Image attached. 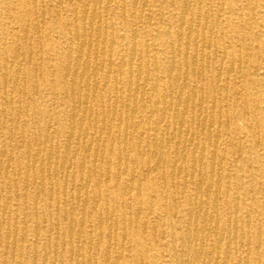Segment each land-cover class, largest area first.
Listing matches in <instances>:
<instances>
[{
  "label": "rangeland",
  "instance_id": "rangeland-1",
  "mask_svg": "<svg viewBox=\"0 0 264 264\" xmlns=\"http://www.w3.org/2000/svg\"><path fill=\"white\" fill-rule=\"evenodd\" d=\"M98 3L99 5L95 8V14L99 16L96 26H101L103 31L106 30L102 33L101 43L105 48L107 60L110 53L109 61L114 66L111 69L105 66L99 72L97 86L93 88L96 96L92 97L93 100L89 99L90 109L92 112H96L95 114H99L101 113L100 107L112 105L115 96L124 98L130 88H133L131 79L137 73H141L149 78V83L142 88L144 96L137 100L135 110L142 128L147 130L149 125L153 124L154 119L151 118L149 110L143 108V104L166 93L164 83L168 78L165 69L171 62L170 51L172 47L183 50L185 46L179 45L176 41V34L179 32L177 17L182 10L181 0H98ZM81 6L82 4L78 0H37V3L36 0H0V150H5L12 160L9 164L7 177L5 175L0 177V192L3 197H10H7L9 213L5 216L6 219L12 220V223L16 225L24 222L29 229L34 226L35 213L45 214L47 218H57L58 214L54 205L52 207L45 203L47 201L36 194L34 179L39 178V173L37 171L29 172L28 180L26 181L24 178L25 170L22 162L26 156L20 146L27 143L33 134L42 136L47 128H49L47 133L49 143L53 148L60 151L65 141L66 125L64 120L69 108L55 84L62 80L65 66L64 52L69 47L76 45L74 43L77 41L70 36L61 34V31L73 26L75 13L82 10ZM263 8L264 0H192L190 9L194 15L195 24L213 28L212 32L205 36V40H211L212 44L214 41L215 46L203 47L199 51L204 56V62L209 71L206 70L203 75L204 82L199 92H197L193 80L187 78L186 83L188 84L182 93L183 96H186L193 89L197 99L203 101L204 106L207 107L206 116L208 119L226 122L228 118L234 124L236 129L228 127L224 123L214 125L210 130H201L194 123L191 136L183 135L182 139L187 142L192 140L200 146L203 145L205 152L201 165L204 168L213 161L210 158L212 154L210 146L214 145L217 148V156L211 165L215 173L219 174L216 175L219 178L222 192L225 191V187L229 186L232 194L237 196L243 193V189L247 190L249 197L241 201L248 206L256 207L250 211L264 208V183L261 178V170L256 167V164L240 161L239 150L245 152L248 159L251 155L254 156L253 153L258 152L256 148H253L255 138L251 129L256 126L258 119L251 112L245 113L243 105L261 104L262 107L264 105L262 103L264 101V86L255 88L253 85V81L257 79H261L264 85ZM202 40L203 38L199 37L197 42ZM189 48L192 46L190 45ZM219 56H224L222 63L217 62ZM120 63H124L125 67L119 73L117 67ZM175 65L176 67L182 66L180 59H175ZM231 69L232 71L229 72ZM42 78H46L48 82L52 83H43ZM151 81L156 82L154 85H157L154 92L150 90ZM100 96L103 97L102 103L97 100ZM216 104L219 108L224 109L223 113H219V109L211 113L210 108ZM116 110L120 114L123 113L120 104L117 105ZM239 112L246 116L245 120L234 117L235 113ZM111 126L112 132H117L115 125ZM150 137L147 132L144 133L141 137L142 145L151 141ZM133 142H137V138L133 137ZM99 143L105 147L103 158L109 160L111 171L109 174L103 171L102 161L104 160L101 158L93 155L85 156L80 151L77 161L75 160L73 164L76 165L80 159H83L87 163L95 161L96 165L90 186L84 193L86 192L85 194L89 198L94 196L97 192L93 187V182L100 177L104 181L101 194L108 201V207L113 209L115 217L123 215V212L129 214L127 211L130 208H132V212L140 210L138 216L135 217L133 226L136 223L138 225L146 223L147 227L150 226L148 233L140 240L139 244H135L132 243L135 231L131 232L124 247L117 244L120 232L112 233L111 239L115 244L112 258L115 254L119 255L120 259L117 264H149V260L156 256L155 253L148 250L151 227L157 230L162 229L160 234L167 227L160 226L163 217L170 215L174 206L178 208V213L182 214L185 208V199L187 196L190 198L192 194H180L165 183L171 177L168 164L164 165L163 163L162 174L150 166L148 180L143 179L142 168L137 165L133 187L135 192L141 195V199L140 201L135 199L129 202L125 201L124 198H121V193L124 184L127 183L126 177L122 174V180L119 183L114 182L115 172L118 168L115 159L118 156L117 144L112 143L106 135L100 138ZM71 147L73 150H81L80 146H75V144H72ZM185 155L187 158L193 156L187 151ZM165 156L167 161L172 159L169 148L165 149ZM131 160L128 161L129 164ZM122 167L124 166H120V168ZM163 174L166 176L164 179L162 178ZM109 179L110 181H106ZM53 183L45 179L47 188L53 187L55 185ZM71 185H73L71 182L67 185L68 195L72 192L73 186ZM60 198L63 199V194H60ZM65 199L70 201L68 196ZM220 203L224 205L225 199L221 198ZM149 207L154 209L153 213L149 214ZM87 209L92 211L90 205L87 206ZM102 210L103 208L93 210L91 220L95 219V215L98 213H102ZM251 217L253 228L251 239L254 240L256 239L255 228H261L263 220L255 213ZM79 219L81 221V218L76 216L75 222L79 223ZM58 223L60 229L64 228L61 218L58 219ZM90 227L93 225H86L85 231L89 230L93 240L97 241L98 237ZM28 240L31 241L32 236H28ZM163 242L164 240L161 241L160 249L165 250V246H162ZM59 250L65 254L63 247H59ZM81 251H86L84 245H82ZM29 252L30 250L27 248L23 252L16 251L13 254L25 255L26 259L31 255ZM6 256L0 247V261ZM237 256L240 258L242 254L238 253ZM90 257L95 264H109L104 262L96 249L90 251ZM249 257L252 259L251 264H264V244L260 249L254 250ZM255 258H258L257 263L254 261ZM163 260L164 258L159 257L156 259L157 264H162ZM37 263L40 264V261Z\"/></svg>",
  "mask_w": 264,
  "mask_h": 264
},
{
  "label": "bare ground",
  "instance_id": "bare-ground-1",
  "mask_svg": "<svg viewBox=\"0 0 264 264\" xmlns=\"http://www.w3.org/2000/svg\"><path fill=\"white\" fill-rule=\"evenodd\" d=\"M78 1L82 4V10L79 13L76 11L73 26L61 31V34L72 37L77 43H74L76 45L69 47L64 52L65 66L62 80L55 84L69 108L64 120L66 125L64 130L65 141L60 151L53 148L49 143V136H47L49 128H47L42 136L33 134L31 140L29 139L27 143L20 146L26 156L22 162L25 170L24 178L26 181L28 180L29 172L37 171L39 173V178L34 179L36 194L44 198L47 201L45 203L55 206L58 217L47 218L45 214L39 215L34 212V226L31 229L24 222L16 225L12 223V220H7L5 217L9 213L7 205L10 197H3L0 192V247L5 252V256L7 255L0 261V264H38V261L40 264H95L90 257L92 249H96L101 254L104 262L117 264L120 258L116 254L112 258V250L115 244L111 239V234L119 231L120 238L117 244L124 247L131 232L135 231L134 240H132V243L135 244H139L140 240L148 233L150 226L147 227L146 223L139 225L136 223L133 226L135 217L140 213L139 209L132 212L133 210L131 211L132 208H130L127 211L129 214L123 212V215L115 217L113 209L108 207V201L101 194L104 181L100 177L93 182V187L97 193L91 198L85 194L86 192L84 193L90 186L95 172V161L87 163L80 159L76 165L73 162L81 151L85 156L93 155L104 160L102 161V169L106 174H109L111 171L110 162L103 158L105 147L99 143L103 135H106L115 145L117 144L118 156L115 159L118 168L115 172L114 182L119 183L122 180V174L126 177L127 183L124 184L121 193V198H124L125 201L129 202L132 199L140 201L141 199V195L135 192L133 187L137 165L142 168L143 179H147L148 174H150V166L162 174L163 163L164 165L168 164L171 177L165 183L180 194H192V198L187 196L185 199V208L182 214H179L178 208L174 206L172 213L163 217L160 226L167 227L160 234L162 229L157 230L151 227L148 250L155 253L156 256L149 260V264H157L156 259L159 257L164 258L162 264H251L250 254L254 250L260 249L264 244V208L250 211L256 207L248 206L241 201L249 197V192L245 189L238 196L232 194L230 186L225 187V191L222 192L217 176L219 174L215 173L211 165L218 153L214 145L210 146L212 151L210 158L213 161L204 168L201 165L205 152L203 145L200 146L192 140L187 142L182 139L183 135L191 136L194 123L201 130H210L214 125L224 123L228 127L236 129L228 118L227 121L225 120L226 122L208 119L206 116L207 107L204 106L203 101L197 99L193 89L186 96L182 94L188 84L186 83L187 78L193 80L197 92L203 86V75L208 69L204 62V56L199 51L203 47L215 46L214 41L212 44L211 40H205V36L211 33L213 28L195 24L194 15L190 9L192 0H181L182 10L177 17L179 32L176 34V41L179 45L185 46L183 50L172 47L170 51L171 62L165 69L168 78L164 83L166 93L143 104V108H147L151 118L154 119L153 124L145 130L142 128L141 121L137 117L138 113L135 110L137 100L144 96L142 88L149 83V78L141 73H137L131 79L133 88H130L129 93L124 98L115 96L114 103L107 107L101 106V113L99 114H95L96 112L94 113L90 109L89 99L96 96L93 88L97 86L99 72L105 66L111 69L114 65L109 61V52L107 60L105 48L101 43L102 33L106 30L103 31L101 26H96L99 21V16L95 14V8L99 5L98 0ZM199 37H202L203 40L197 42ZM190 45L192 48H189ZM175 59H180L181 67H176ZM223 59L224 56H219L217 62L222 63ZM91 65L93 66L91 67ZM123 67L125 64L120 63L117 67L119 73ZM42 82L52 83L48 82L46 78H42ZM155 83L150 82L151 92L156 91L157 85L155 86ZM253 85L255 88L264 86L261 79L254 80ZM38 90L40 89L38 88ZM97 100L102 103L103 97L100 96ZM262 103L264 104V101ZM118 104L123 109L121 114L116 110ZM216 105L210 108L211 113L214 110L218 111V109L219 113H223L224 109ZM243 109L245 113L251 112L258 119L256 126L251 128L255 138L253 148H256L258 152L253 153L254 156L251 155L248 159L244 154L245 152L239 150V159L241 162L256 164V167L261 170V178L264 183V105L262 107L261 104L250 106L244 104ZM234 117L239 120L246 119V116L240 112L235 113ZM112 124L117 129L115 133L112 132ZM146 132L151 136V141L142 145L141 137ZM133 137L137 138V142H133ZM72 144L80 146L81 150H73ZM166 148H169L172 155V159L169 161L166 160L165 156ZM186 151L192 153L193 156L187 158ZM9 153L11 154V152ZM130 160L131 163L129 164L128 161ZM11 161V157L6 154L5 150H0V177L4 175L7 177ZM120 166L124 167L120 168ZM165 177L163 174L162 178ZM45 179L54 182L55 185L53 187L50 185L51 188H47ZM106 181H110V179ZM70 182L73 187L72 192L68 195L67 185ZM60 194H63V199L60 198ZM67 196L70 201L65 199ZM221 198L225 199L224 205L220 203ZM88 205L91 206L92 211L103 208L102 213H98L95 215V219L91 220L93 215L92 211L87 209ZM153 210L149 207V214L153 213ZM253 213L258 214L263 220V226L255 228L256 239L254 240L251 239L253 228L250 221ZM76 216L81 218L79 223L75 222ZM60 218L64 222L62 229L58 223ZM89 224L93 225L90 229L92 228L91 231L96 233L97 241L93 240L89 230L88 233L85 231L86 225L89 226ZM28 236H32L31 241L28 240ZM162 240H164L162 246H165V250L160 249ZM82 245L85 246L86 251H81ZM59 247H63L65 254L60 252ZM27 248L31 255L26 259L24 258L25 255L13 254L16 251L23 252ZM238 253L242 254L240 258L237 256ZM254 261L257 263L258 258H255Z\"/></svg>",
  "mask_w": 264,
  "mask_h": 264
}]
</instances>
